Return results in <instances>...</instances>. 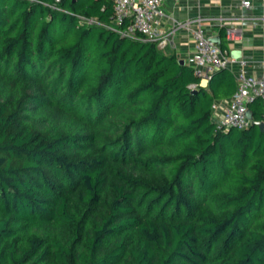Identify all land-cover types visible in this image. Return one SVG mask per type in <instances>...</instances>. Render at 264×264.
<instances>
[{"label":"trees","instance_id":"trees-1","mask_svg":"<svg viewBox=\"0 0 264 264\" xmlns=\"http://www.w3.org/2000/svg\"><path fill=\"white\" fill-rule=\"evenodd\" d=\"M114 26L0 0V264H264V130L214 119L235 74Z\"/></svg>","mask_w":264,"mask_h":264},{"label":"built area","instance_id":"built-area-1","mask_svg":"<svg viewBox=\"0 0 264 264\" xmlns=\"http://www.w3.org/2000/svg\"><path fill=\"white\" fill-rule=\"evenodd\" d=\"M60 2L61 0H55ZM114 5L113 29L122 36L142 38L158 43L161 49L173 42V36L178 29L191 30L194 39V53L191 57V65L198 77L209 79L217 69L227 67L231 63L239 62L237 71L238 87L232 96L229 105L222 117L216 120L218 130L236 127L244 129L252 124L248 116L249 104L255 99L262 100L264 109V74L254 76L249 74L246 60H238L229 57V50H223L221 45L213 41L201 26V18L196 20L178 21L172 20L171 26L162 30L161 25L166 18L163 5L166 0H111ZM244 9H250L254 0H238ZM264 7V0H261ZM125 25L119 29V26ZM229 42L243 38V29L229 27L226 30ZM261 121H264V113Z\"/></svg>","mask_w":264,"mask_h":264},{"label":"crops","instance_id":"crops-1","mask_svg":"<svg viewBox=\"0 0 264 264\" xmlns=\"http://www.w3.org/2000/svg\"><path fill=\"white\" fill-rule=\"evenodd\" d=\"M163 9L166 18L163 19L161 29L166 30L171 26L172 20L185 21L201 18V26L207 35L219 38L228 43L229 57L233 51L239 53L238 60H246V69L249 74L260 76L264 74V7L261 0H254L250 9L240 6L238 0H166ZM229 27L243 29V38L229 42L226 30ZM173 42L162 50L166 54H177L180 59L191 65L194 53V39L191 30L178 29ZM237 78L239 62L227 66ZM238 82V80H237ZM209 79L201 80V85L207 87ZM231 98L219 99L215 104L214 119L219 120Z\"/></svg>","mask_w":264,"mask_h":264},{"label":"water","instance_id":"water-1","mask_svg":"<svg viewBox=\"0 0 264 264\" xmlns=\"http://www.w3.org/2000/svg\"><path fill=\"white\" fill-rule=\"evenodd\" d=\"M212 39H213V41L219 43V40H218L219 38L218 39L217 38H212ZM232 56L237 59V57H239L240 55H239V53H237V51H233L232 52ZM180 62L182 64L186 63V61L184 59H180ZM247 114H248L249 118L252 119V123L253 124H257L261 129L264 130V121H257V120H255L254 119L253 112H252L251 109L248 110V113Z\"/></svg>","mask_w":264,"mask_h":264}]
</instances>
